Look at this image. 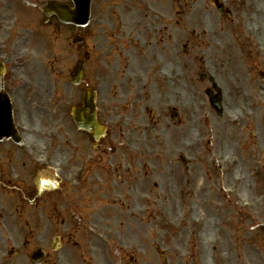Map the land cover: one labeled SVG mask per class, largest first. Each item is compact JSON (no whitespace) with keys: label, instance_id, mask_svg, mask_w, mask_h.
<instances>
[{"label":"rangeland","instance_id":"374dc122","mask_svg":"<svg viewBox=\"0 0 264 264\" xmlns=\"http://www.w3.org/2000/svg\"><path fill=\"white\" fill-rule=\"evenodd\" d=\"M149 1L154 8L173 11L174 22H182L189 28L185 40L189 38L190 50L185 63L174 55L171 63L175 68V83L169 89L177 95L185 94L188 110L180 114L181 123H177L179 119L173 120L167 111L166 123L173 133L171 143L168 134L166 144L170 149L165 146L167 137L161 136L164 141L160 140L158 145L163 146L164 153L157 151L160 155L157 162L149 158V163L147 159L125 158L126 151L121 148L119 153H113L111 146H107L108 138L96 143L88 132L76 127L65 104L71 95L76 99L71 97L74 104L81 103L89 79L71 88L65 74L76 60V35L86 39L87 34L58 23L45 26L43 15L32 10L30 26L39 27L43 41L38 63L30 72L35 91L28 90L23 97L27 102H24L26 119L22 123L26 126L25 136L37 154H45L46 149L47 156L51 142H56V149H52L55 164L68 163L67 170L79 171L82 182L71 187L56 181V187L44 184L41 190L38 187L41 174L21 169L25 173L21 176L24 179L21 191L6 195L0 191V245L8 238V248H16L23 239L40 234L42 239L29 250L39 244L47 250L50 260L60 264H95L90 253H96L97 260L103 264H131L113 248L117 246L134 247L139 251L137 254H144L136 258L148 253L135 264H161L165 252L171 254L168 264H264V176L251 165L252 158L258 157L264 146L261 122L262 119L264 122V84L250 69L248 60L242 58L243 50L249 45L239 46L233 39L236 30L245 29L249 33L254 19L257 25L264 26L261 24H264V0H255L253 4L251 0H238L237 16L250 11L238 16V27H232L231 22H238L235 17L229 21L219 16L212 0H172L173 9L167 0H94L95 13L100 19L94 23L95 47L102 49L109 43L107 25L116 28L121 19L129 23L128 16L133 23L135 16H138L136 23L141 22L136 6L144 7ZM127 2L133 7L127 6ZM201 29L208 34L203 36ZM23 44L24 48H35L29 41L23 42L22 47ZM179 51L183 55L182 45ZM258 51L261 52L260 48ZM44 55L51 62L43 67ZM202 57L207 59L206 67L225 91L221 116L203 92L208 82L201 80L198 71L196 75L193 73L201 67ZM140 59L141 68L137 70L142 74L150 70L152 63L150 58ZM106 61L96 68L108 81V86L100 90L101 102L102 94L106 96L103 107L111 100L112 73L117 65L122 68L114 55ZM186 63L187 69L183 70ZM25 73L19 71L18 77ZM60 74L62 79L58 77ZM53 96L56 103L49 107L47 99ZM248 116L261 119L257 138L247 137L244 125ZM49 134H55L56 138ZM184 145L188 146V154H184L189 161L187 170L182 153L176 154ZM9 146H3L0 152L5 154ZM91 156L95 164L88 161ZM110 163L131 166L136 171L134 174H140L141 183L136 184L133 174L128 175L125 170L118 176L111 173ZM0 164L9 173L11 166L31 167L28 162L25 165L24 159L12 156L11 161L0 158ZM249 199L254 202L253 210L244 204ZM98 230L102 234L96 236ZM58 236L62 239L57 244ZM54 244L56 251L52 250ZM157 248L161 250L155 255L153 251ZM120 256L124 261L118 260ZM8 258L12 264H30L25 254Z\"/></svg>","mask_w":264,"mask_h":264},{"label":"water","instance_id":"95a60500","mask_svg":"<svg viewBox=\"0 0 264 264\" xmlns=\"http://www.w3.org/2000/svg\"><path fill=\"white\" fill-rule=\"evenodd\" d=\"M53 9L55 11H57L61 15V17L63 19H65V20H67V21H73V22H76V23H81L80 22L81 19L85 17L84 12H82L79 7H78V10L75 13H72V14H70V13H67V14L62 13L61 7L55 6V7H53ZM86 14H88V12ZM85 102H86V108L84 109V112L86 111L87 108L91 107V105L89 104L90 101L88 100V98L85 99ZM77 121H78V124L80 126L89 127V125H90V123L92 121V118H87V116L84 114L81 117L77 118ZM10 134H12V133H10Z\"/></svg>","mask_w":264,"mask_h":264},{"label":"bare ground","instance_id":"6f19581e","mask_svg":"<svg viewBox=\"0 0 264 264\" xmlns=\"http://www.w3.org/2000/svg\"><path fill=\"white\" fill-rule=\"evenodd\" d=\"M46 185V186H49V187H56V185H58L56 182H54V181H51V180H48V179H46L45 177L40 181V183H41V186H40V189H43L44 188V184Z\"/></svg>","mask_w":264,"mask_h":264},{"label":"flooded vegetation","instance_id":"af4514ba","mask_svg":"<svg viewBox=\"0 0 264 264\" xmlns=\"http://www.w3.org/2000/svg\"><path fill=\"white\" fill-rule=\"evenodd\" d=\"M88 58H89V55H88ZM11 154V152L9 153V155ZM1 174L2 175H6V173L5 172H3V171H1Z\"/></svg>","mask_w":264,"mask_h":264}]
</instances>
